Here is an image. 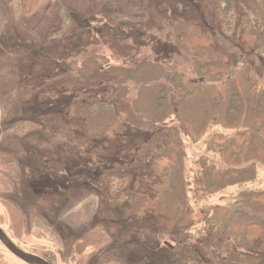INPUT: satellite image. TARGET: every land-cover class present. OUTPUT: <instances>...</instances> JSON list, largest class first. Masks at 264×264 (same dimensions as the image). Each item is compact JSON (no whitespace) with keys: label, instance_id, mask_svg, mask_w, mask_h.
Returning a JSON list of instances; mask_svg holds the SVG:
<instances>
[{"label":"rangeland","instance_id":"obj_1","mask_svg":"<svg viewBox=\"0 0 264 264\" xmlns=\"http://www.w3.org/2000/svg\"><path fill=\"white\" fill-rule=\"evenodd\" d=\"M227 1L73 0L82 32L46 0H0V228L18 248L51 264H264V0ZM95 20L135 46L95 43ZM73 33L88 43L68 60ZM49 35L75 65L77 81L52 78L68 95L27 77ZM0 264L28 263L0 242Z\"/></svg>","mask_w":264,"mask_h":264},{"label":"trees","instance_id":"obj_2","mask_svg":"<svg viewBox=\"0 0 264 264\" xmlns=\"http://www.w3.org/2000/svg\"><path fill=\"white\" fill-rule=\"evenodd\" d=\"M28 1L29 0H20V2H22L21 5L23 6V9H24L23 11L25 13L27 12L26 11L27 10L26 7H27ZM46 1H47V4H45V7H44L43 11L45 13L46 12H51L48 16L52 15L53 18L57 19L56 13H54V11H57V9L61 8L64 11L65 14H69V16L71 17V20L74 22L73 24H71V22H68L66 26L61 27V28L71 29V26L74 25L75 28H73L72 31H75V29H81V31L84 32L83 31V28L85 27V25L82 23V20L83 19H80L79 18V16H78L79 11L76 9L77 7L74 5L73 0H64L62 2H60L59 0H46ZM226 3L228 4L226 6V8H227V10H229L230 9V3H228V1ZM168 10H169V8L167 9V11ZM226 11L224 13H227ZM95 18H91V19H95ZM41 20H42V18L41 17H38L35 21L36 22H39ZM96 23H101V25L100 26L96 25L97 26V31H95V36H94L95 43H97V44L98 43H104V44L106 43V45H109L110 42H114V43L115 42H118L121 45L126 46V45H128L127 44L128 43V40H131L133 42L132 45L135 46L136 41L134 39V34H132L131 32H128V31L125 30V28H124V25L125 24L123 22L120 23L121 26H123L122 29L113 28L111 26V22L109 20H106V21L97 20ZM22 28H23V25H22ZM31 28H32V24L30 26V30H31ZM47 28H53L54 29L55 26H54V24L51 23V24H49V25H47L45 27V29H47ZM104 29H105V31H104ZM60 36L61 37L59 38V40L61 38H63L65 35L62 34ZM73 38H74V40H73V42H71L70 46L63 48V49H65V51L62 52V51L59 50V47H58L59 46V44H58V41L59 40H55L50 35L47 38L46 37L42 38V36H41V40L44 41V43H46V45H47V47H46L47 50H45V54L47 55V58L48 59L45 60V58L39 56L37 54L36 50L33 51V52H31V53H29V57L32 60H30V71L27 72L28 73V76L27 77H29V79H31L30 78V74L32 73V76H36L34 78L40 79L41 82H42V84L44 83L45 79L50 78V80L52 82V84H50V87H51V89H52L53 92H54V90H59L62 95L63 94L68 95L69 94V91L66 88H58L55 85H53L52 78H55V77H61L62 78L63 77L65 79H70L73 82L77 81L78 80V77L75 76V75H73V72H72L73 69L75 68V65L74 64L63 65V64L59 63V61L55 60V58L53 56L60 51L59 52L60 55L61 54H64L63 57H68L67 58L68 60H69V58H71V56H72L73 59L78 58L79 57V54H80V51H81V47L79 45H82V44L85 45L88 42H84V37L81 40H79L77 38V35H75L74 33H73ZM6 39H5V41H6ZM4 43H5L6 46L8 45L6 42H4ZM21 43H23V45H24L22 49L25 50L27 47L28 48L31 47V45L34 44V41L27 42L26 40H24V42H21ZM50 46L54 47V49L50 48ZM49 55L52 56V59L51 60H49L50 59L49 58ZM21 60H22V57H21ZM36 63H39V64H36ZM51 63L53 65L58 66L59 67V71H57L55 73H48L49 72V69H50V66H51ZM37 66H44V70H42L41 72H38L37 73L36 72L37 71ZM103 67H101V68L99 67V69H103ZM99 69L97 71H99ZM68 102L69 101H66V104ZM35 104H39L38 103V100H36ZM46 112L54 113V111L52 109H50V110H48V109L42 110L41 108H38L36 110V112L34 111V114H38L40 116H43L44 113H46ZM24 122H26L29 125L30 128H34L35 126L36 127H39L41 125H44L43 122H41V123H35V121H32L31 120V116L25 117ZM108 196H104V197L105 198H108ZM109 213H111V212H109ZM259 251L261 252L262 250H259ZM44 258H46V255H44ZM257 258L259 260L261 258L264 259V256L261 255V256H258Z\"/></svg>","mask_w":264,"mask_h":264},{"label":"water","instance_id":"obj_3","mask_svg":"<svg viewBox=\"0 0 264 264\" xmlns=\"http://www.w3.org/2000/svg\"><path fill=\"white\" fill-rule=\"evenodd\" d=\"M0 242L9 250L14 256L28 264H51L49 261L43 259V257L24 251L18 248L6 235V233L0 228Z\"/></svg>","mask_w":264,"mask_h":264}]
</instances>
